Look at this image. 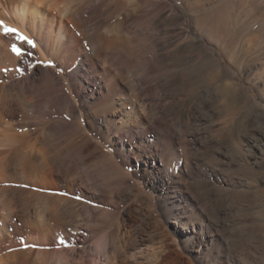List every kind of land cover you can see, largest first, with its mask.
<instances>
[{
  "label": "rangeland",
  "instance_id": "rangeland-1",
  "mask_svg": "<svg viewBox=\"0 0 264 264\" xmlns=\"http://www.w3.org/2000/svg\"><path fill=\"white\" fill-rule=\"evenodd\" d=\"M61 1L72 2L73 7H89L88 2L96 1L94 14L82 19L79 28L68 23L86 42L84 36L93 33L90 30L96 23L111 26L125 11L120 0ZM154 1L166 7L173 4L175 9L173 15L160 18L155 32H150L155 37L144 33L125 38L115 49H108L102 41L100 46L110 60L124 56L129 63L125 75L140 70L148 81L158 77L144 88L153 87L162 96V119L157 128L191 142L184 151L177 145L183 155L179 160L172 152H160L166 160L161 170L166 173L167 168L190 162L194 176L184 182L190 197L188 211L178 219L200 221L208 232L204 236L193 232L185 250L176 247L172 264H264V0ZM86 7L81 14L90 8ZM149 8L136 16L146 18ZM129 25L132 30L135 24ZM18 30L14 35L3 32L7 53L16 54L13 46L28 48ZM42 65L34 58L24 77L38 73ZM5 96L18 103V118L25 131L41 135L40 120L27 107L21 88L11 83ZM63 125L68 128H63L62 138L44 137V150H48L55 180L63 184V230L77 237L76 244L70 241L69 253L76 250L79 260L84 257L90 264H100L105 252L96 249L97 242L108 230H120L115 245L108 249L119 252L115 254L117 264H156L153 253L159 255L171 243L170 230L178 221L172 218L168 222L161 208L167 200L160 195L173 200L174 185L167 192L162 178L154 187L158 175L149 163L147 174L127 179L120 188L110 186L114 177L104 166L109 158L105 153L115 155L114 173L133 174V168L119 164L114 147L95 136L81 109L74 115L63 111ZM82 132L92 141L80 150ZM200 212L204 213L202 221Z\"/></svg>",
  "mask_w": 264,
  "mask_h": 264
},
{
  "label": "bare ground",
  "instance_id": "bare-ground-1",
  "mask_svg": "<svg viewBox=\"0 0 264 264\" xmlns=\"http://www.w3.org/2000/svg\"><path fill=\"white\" fill-rule=\"evenodd\" d=\"M95 2H88L89 8L80 4L73 7L72 2L66 4L61 0H0V20L9 27L20 29L22 37L26 35L36 45L33 48L26 42L28 48L23 47L20 56L10 51L7 53L4 28L0 26V264H90L84 257L79 260L76 250L69 253L70 241L76 244L77 237L63 230V184L55 180L53 166L47 158L48 150H44V137H63V111L74 115L81 109L95 136L102 137L108 146L114 147L120 163L117 162L133 168V174H116L112 166L115 165L112 160L115 155L104 152L109 157L104 161V166L114 177L110 186L120 188L125 186L127 179L147 174L151 166L149 163L155 165L151 171L156 170L158 175L156 181L152 182L154 187L162 178L165 179L163 183L167 192L174 185L173 200L160 195L167 200L161 208L168 222L172 218L178 221L170 230L171 243L164 245L159 255L154 250L156 264H172L171 255L176 247L185 250L192 241L193 232L203 236L208 232L200 221L178 219L180 213L188 211L186 208L190 197L185 192L184 182L194 176L190 162L181 166L177 164L176 169L167 168L166 173L161 170L166 161L162 157L165 152H172L175 160H179L183 156L179 148L187 150L191 142H187L183 136L157 128L162 119V96L153 87L144 88L150 82L153 84L158 77L148 81L149 78L142 75L140 70H135L133 76L125 75V66L129 63L123 59L124 56L110 60L101 52L100 46L102 41L108 49H115L129 36L135 39L140 34L150 35L156 30L161 17L174 14L173 4L166 7L163 2L154 0H120L125 11L119 14L111 26L96 23L94 29L90 30L93 33L87 32L88 35L84 36L88 39L86 42L75 35L68 23L79 28L82 19H89L94 14L92 10L96 8ZM83 7L90 9L85 15L81 14ZM147 7L149 12L146 18L136 16ZM131 22L135 24L131 26L133 31L130 30ZM151 36L155 37L154 33ZM156 55L152 56L153 60L157 59ZM34 58L44 65L39 67L38 73L24 77L33 65ZM49 61L53 66L48 65ZM145 67L144 72L147 64ZM20 76L23 77L11 83L21 88L27 107L40 120L41 135L25 131L24 123L18 118V103L5 96L11 85L9 79ZM91 141L92 138L83 133L82 143L77 148L81 150ZM178 144L180 147L177 149ZM102 194L104 192H100ZM203 215L200 212L198 219L202 221ZM118 237L120 230H108L97 242L96 249L105 252V260L100 264H117L118 255L115 254L119 252L110 253L108 249L115 245ZM31 244L37 247H25Z\"/></svg>",
  "mask_w": 264,
  "mask_h": 264
},
{
  "label": "snow or ice",
  "instance_id": "snow-or-ice-1",
  "mask_svg": "<svg viewBox=\"0 0 264 264\" xmlns=\"http://www.w3.org/2000/svg\"><path fill=\"white\" fill-rule=\"evenodd\" d=\"M0 26H2L4 28V32L6 35H8V34H19L18 29L9 27L7 24L4 23L3 20H0ZM21 38L24 39L27 43H29L33 48L36 47L35 43L32 40H29L28 37H21ZM13 51L16 53L17 56L22 55V51L18 47L13 46ZM29 54H31V53H29ZM48 65L53 66L51 61L48 62ZM5 71H7V69H5ZM25 247L35 248V247H37V245L31 244V245H25Z\"/></svg>",
  "mask_w": 264,
  "mask_h": 264
}]
</instances>
